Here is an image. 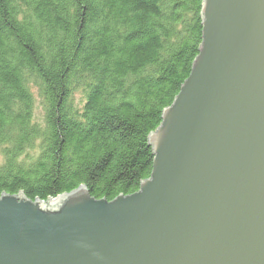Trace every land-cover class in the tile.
Listing matches in <instances>:
<instances>
[{
  "label": "water",
  "instance_id": "obj_1",
  "mask_svg": "<svg viewBox=\"0 0 264 264\" xmlns=\"http://www.w3.org/2000/svg\"><path fill=\"white\" fill-rule=\"evenodd\" d=\"M201 44L111 200L0 195V264H264V0H203Z\"/></svg>",
  "mask_w": 264,
  "mask_h": 264
},
{
  "label": "trees",
  "instance_id": "obj_2",
  "mask_svg": "<svg viewBox=\"0 0 264 264\" xmlns=\"http://www.w3.org/2000/svg\"><path fill=\"white\" fill-rule=\"evenodd\" d=\"M203 0H0V195L138 189Z\"/></svg>",
  "mask_w": 264,
  "mask_h": 264
},
{
  "label": "bare ground",
  "instance_id": "obj_3",
  "mask_svg": "<svg viewBox=\"0 0 264 264\" xmlns=\"http://www.w3.org/2000/svg\"><path fill=\"white\" fill-rule=\"evenodd\" d=\"M91 196V195H90Z\"/></svg>",
  "mask_w": 264,
  "mask_h": 264
},
{
  "label": "rangeland",
  "instance_id": "obj_4",
  "mask_svg": "<svg viewBox=\"0 0 264 264\" xmlns=\"http://www.w3.org/2000/svg\"><path fill=\"white\" fill-rule=\"evenodd\" d=\"M32 200V199H31Z\"/></svg>",
  "mask_w": 264,
  "mask_h": 264
}]
</instances>
